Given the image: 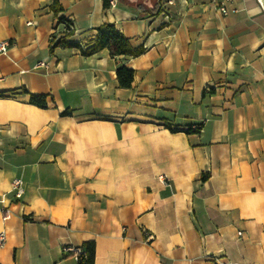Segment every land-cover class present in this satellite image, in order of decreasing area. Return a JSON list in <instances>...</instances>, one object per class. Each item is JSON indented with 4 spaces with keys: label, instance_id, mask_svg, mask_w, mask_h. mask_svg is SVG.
<instances>
[{
    "label": "crops",
    "instance_id": "crops-1",
    "mask_svg": "<svg viewBox=\"0 0 264 264\" xmlns=\"http://www.w3.org/2000/svg\"><path fill=\"white\" fill-rule=\"evenodd\" d=\"M52 1L0 0V264H78L64 246L88 240L93 264H264V6L174 0L162 23L161 0ZM59 17L71 40L111 22L144 51L50 49Z\"/></svg>",
    "mask_w": 264,
    "mask_h": 264
},
{
    "label": "trees",
    "instance_id": "trees-1",
    "mask_svg": "<svg viewBox=\"0 0 264 264\" xmlns=\"http://www.w3.org/2000/svg\"><path fill=\"white\" fill-rule=\"evenodd\" d=\"M104 7L109 6L108 0H103ZM49 7L57 13L59 10L62 9V5L60 4L59 0H53ZM157 7L153 9V12L156 13ZM60 20H64L69 24H72V20L68 17H59L57 19V24ZM57 26V25H56ZM96 34L95 38L92 43L88 45L82 44L80 41H74L70 38L74 34V31L67 28L64 31V34L60 35L54 42L50 43V49H53L56 46L62 47H77L80 50V53L83 55H91L102 48H107L110 55L112 56H119V55H132L136 56L144 51V47L140 46H133L129 39L120 32L116 26L111 22H104L95 27ZM116 78L118 85L121 87H130L133 76H134V69L126 66L125 64H118L115 69ZM24 92L29 94V101L34 103L38 106H45L46 105V95L45 94H38V93H31L28 92L25 88L22 89ZM70 109H65L61 112V114H70ZM167 127H169L172 131L176 129L171 127L168 123H165ZM199 126L194 129L189 125L186 127V132H193L198 131ZM83 247V253L79 255L78 264H93L95 259V245L94 241L88 240L81 244ZM66 255H72L71 252H67Z\"/></svg>",
    "mask_w": 264,
    "mask_h": 264
},
{
    "label": "built area",
    "instance_id": "built-area-1",
    "mask_svg": "<svg viewBox=\"0 0 264 264\" xmlns=\"http://www.w3.org/2000/svg\"><path fill=\"white\" fill-rule=\"evenodd\" d=\"M226 0H220L217 2L216 6L218 10L221 13H226L227 8L225 6ZM259 3L264 6V0H258ZM174 2V0H161L159 4V9L157 12V16L160 18L162 23H169L173 20L172 13L169 9V6ZM108 3L110 6H114L116 4V0H108ZM70 19V18H69ZM69 28L73 31H75L74 24H69L64 21L60 20L57 24V26L53 29L52 33L49 36V42H54L60 35L64 34V31ZM11 41L9 39H1L0 40V54H6L8 47L10 46ZM47 62L45 60H39L34 64V67H40V66H46ZM192 128L196 129L198 127L197 124H192ZM158 178L164 181L167 185H169V181L164 174L158 175ZM25 187H24V181L20 176L13 177L11 181V188L10 192L14 199L20 200L22 198V195L24 193ZM1 211V218L2 220L7 219L11 211L8 207H2L0 208ZM147 234V233H146ZM148 237H151L152 235L147 234ZM6 239V232L4 230H0V245H2L5 242ZM64 252H71L72 256L76 261L79 259V255L83 253V247L82 245H65L64 246Z\"/></svg>",
    "mask_w": 264,
    "mask_h": 264
}]
</instances>
